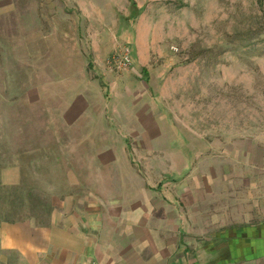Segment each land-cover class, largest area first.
Listing matches in <instances>:
<instances>
[{
	"label": "rangeland",
	"instance_id": "1",
	"mask_svg": "<svg viewBox=\"0 0 264 264\" xmlns=\"http://www.w3.org/2000/svg\"><path fill=\"white\" fill-rule=\"evenodd\" d=\"M55 35L82 48L98 43V61L88 56L90 67L84 71L86 66H80L68 78L97 79L98 86L83 82L45 93L46 79L69 74L44 69L43 47ZM124 47L131 51L129 67L109 71L108 58ZM93 88L99 93L93 94ZM70 90L60 104L62 93ZM82 91L89 97L79 105L88 115L106 114L98 121L113 133L67 128L60 115ZM138 114L153 130L157 124L179 127L185 133L180 145L194 144L201 152L209 148L215 162L238 157L236 138L241 147L257 142L264 148V0H0V221L43 216L53 192H88L93 178L114 177L122 164L107 168L97 163L104 143L125 145L124 157L120 151L112 154L144 170L135 144L145 137L132 131L140 130ZM83 122L91 128L95 121ZM170 136L154 133L148 141L164 143ZM245 158H251L250 152ZM13 165L20 167V180L6 183L2 173ZM216 168L211 173L222 172ZM71 174L79 180L70 179ZM239 179L245 182L237 190L249 207L250 177ZM223 189L229 199L222 203L231 208L235 190L213 187ZM216 198L212 206L221 203Z\"/></svg>",
	"mask_w": 264,
	"mask_h": 264
},
{
	"label": "crops",
	"instance_id": "2",
	"mask_svg": "<svg viewBox=\"0 0 264 264\" xmlns=\"http://www.w3.org/2000/svg\"><path fill=\"white\" fill-rule=\"evenodd\" d=\"M56 36L49 37L43 47L44 69L69 74L46 79L42 85L45 93H52L54 86L78 88L83 82L98 86L97 79H70L75 85L68 79L74 78L70 72L79 71L80 66H86L84 71L90 67L88 56L98 61V43L82 48L78 42H64ZM33 39L40 43L39 37ZM94 88L93 94L99 93ZM70 92L62 93L60 104L67 102ZM77 95L72 106L60 115L66 126L75 125L71 128L78 133H94L98 128L113 133L98 121L106 114L88 115L89 110L79 105L89 97L85 91ZM69 111L74 113L70 115ZM68 117L75 122L69 123ZM88 117L95 121L91 128L83 126ZM137 119L140 130L132 131L145 137L135 144L143 154L144 170L138 172L129 160H118V155L112 154L120 151L124 153L120 157H124L125 145L102 144V153L96 155L98 165L109 168L119 163V167L123 165L120 172L114 177L93 178L88 192H53L43 216L1 220L0 264H264V189H260L264 183L260 179L264 177V148L257 142L241 147V138H236L233 151L238 157L221 158L219 163L208 155L209 148L201 152L197 145H180L185 142V133L179 127L157 124L153 130L147 117L138 114ZM154 133L171 136L164 143L156 138L154 144L148 141ZM99 148L97 145L93 149ZM249 152L251 158H245ZM147 153H152L150 159ZM201 154L203 158H197ZM201 167L204 169L196 170ZM211 167H221L222 172L211 173ZM20 175V167L13 165L2 173V179L16 183ZM68 176L79 180L77 175ZM241 176L250 177L246 180L251 184L249 207L244 204L243 191L237 190L245 182L239 179ZM215 184L235 190L231 208L227 202L222 203L229 199L227 191H214ZM216 197L221 203L212 206Z\"/></svg>",
	"mask_w": 264,
	"mask_h": 264
},
{
	"label": "built area",
	"instance_id": "3",
	"mask_svg": "<svg viewBox=\"0 0 264 264\" xmlns=\"http://www.w3.org/2000/svg\"><path fill=\"white\" fill-rule=\"evenodd\" d=\"M131 63L130 51L124 47L119 52L112 54L107 60V68L109 71L126 70Z\"/></svg>",
	"mask_w": 264,
	"mask_h": 264
}]
</instances>
